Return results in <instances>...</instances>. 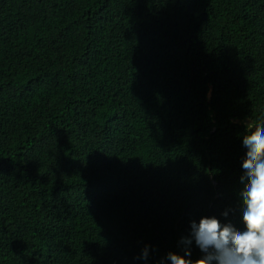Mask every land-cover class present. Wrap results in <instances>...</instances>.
<instances>
[{
  "label": "trees",
  "instance_id": "trees-1",
  "mask_svg": "<svg viewBox=\"0 0 264 264\" xmlns=\"http://www.w3.org/2000/svg\"><path fill=\"white\" fill-rule=\"evenodd\" d=\"M251 121L264 0H0V264H170L192 220L243 230Z\"/></svg>",
  "mask_w": 264,
  "mask_h": 264
},
{
  "label": "clouds",
  "instance_id": "clouds-1",
  "mask_svg": "<svg viewBox=\"0 0 264 264\" xmlns=\"http://www.w3.org/2000/svg\"><path fill=\"white\" fill-rule=\"evenodd\" d=\"M242 143L247 150L239 193L243 230L214 215L202 216L199 223L192 220L190 236L181 238L184 254L167 253L170 264H264V123H248ZM222 215L227 217L229 212ZM193 240L203 254L196 260L188 247ZM148 255L146 245L137 259L147 260Z\"/></svg>",
  "mask_w": 264,
  "mask_h": 264
},
{
  "label": "water",
  "instance_id": "water-1",
  "mask_svg": "<svg viewBox=\"0 0 264 264\" xmlns=\"http://www.w3.org/2000/svg\"><path fill=\"white\" fill-rule=\"evenodd\" d=\"M249 121V120H248Z\"/></svg>",
  "mask_w": 264,
  "mask_h": 264
}]
</instances>
